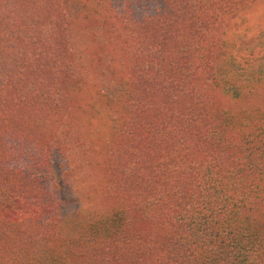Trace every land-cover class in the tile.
Listing matches in <instances>:
<instances>
[{
	"label": "trees",
	"instance_id": "trees-1",
	"mask_svg": "<svg viewBox=\"0 0 264 264\" xmlns=\"http://www.w3.org/2000/svg\"><path fill=\"white\" fill-rule=\"evenodd\" d=\"M247 5L0 0V264H264V96L216 66Z\"/></svg>",
	"mask_w": 264,
	"mask_h": 264
},
{
	"label": "rangeland",
	"instance_id": "rangeland-1",
	"mask_svg": "<svg viewBox=\"0 0 264 264\" xmlns=\"http://www.w3.org/2000/svg\"><path fill=\"white\" fill-rule=\"evenodd\" d=\"M214 1L217 3L218 0ZM245 1L248 5L241 8L235 18L228 19L225 45L217 51L216 66L222 86L229 94L246 96L250 91L255 92L253 96L260 102L264 96V0ZM89 157L94 160L101 155L92 150ZM65 163V160L55 158V165H61L59 170L66 171ZM88 172L83 178L75 172L73 179L65 185L62 209L68 215L87 208L97 209L98 196L92 191L95 177L91 169Z\"/></svg>",
	"mask_w": 264,
	"mask_h": 264
}]
</instances>
